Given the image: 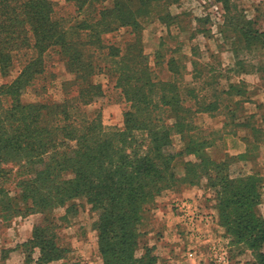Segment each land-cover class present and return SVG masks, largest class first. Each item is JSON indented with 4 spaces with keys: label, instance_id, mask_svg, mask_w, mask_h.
I'll list each match as a JSON object with an SVG mask.
<instances>
[{
    "label": "rangeland",
    "instance_id": "obj_1",
    "mask_svg": "<svg viewBox=\"0 0 264 264\" xmlns=\"http://www.w3.org/2000/svg\"><path fill=\"white\" fill-rule=\"evenodd\" d=\"M48 1L60 27L67 31L73 27L78 37L85 30L77 24L94 22L99 8L115 2L88 0L78 9L73 0ZM137 10V24L118 25L101 36L103 44L119 46V56L102 59L101 50L87 47L94 53L92 59L111 66L115 64L112 60L123 55L124 61L133 64L140 49L154 82L175 79L177 98L194 115L189 130L168 132L169 150L174 153L171 163L177 174H183L186 162L200 160L190 149L192 145L186 148L188 142H202L203 156L224 161L222 171L230 177L252 176L246 180L256 191L251 210L264 223V28L258 23V6L249 0H149ZM29 37L32 40L31 33ZM32 45L21 47L18 54L13 51L6 68L0 63V88L15 82L29 59L40 58L43 66L24 85L12 86L9 92L0 90V133L4 135L16 129L19 114L15 113L10 123L7 113V106L16 100L41 106L77 93V79L64 63L61 46L52 43L40 55ZM103 50L108 51L106 47ZM116 75L103 69L90 75L93 83L100 84L101 92L80 104V111L73 114L77 124L98 117L95 123L102 129L124 128V113L131 106L128 97L114 87ZM162 93L168 100L177 94L154 91L153 114L165 109L172 113L169 107L158 108ZM197 106L206 109L195 112ZM162 115L166 124L174 123L172 114ZM193 125L196 128L190 129ZM132 133L136 138L144 136L141 130ZM64 142L73 145L75 140ZM5 158L0 162V264H131L141 255L151 264H258L257 252H264V247L251 249L236 241L234 233L222 224L216 186L212 185L215 180L201 172L177 181L144 204L130 261L101 254L99 231L92 224L96 215L89 205L76 199L78 210L67 214L69 203L45 212L27 208L30 200L20 195L17 184L27 176L26 169L19 170L11 154ZM36 223H41L50 238L51 245L44 251L32 241ZM52 246L55 250L51 252ZM48 255L51 258L42 257Z\"/></svg>",
    "mask_w": 264,
    "mask_h": 264
},
{
    "label": "trees",
    "instance_id": "obj_2",
    "mask_svg": "<svg viewBox=\"0 0 264 264\" xmlns=\"http://www.w3.org/2000/svg\"><path fill=\"white\" fill-rule=\"evenodd\" d=\"M73 1L78 9L88 2ZM148 2L115 0L111 7L103 6L97 10L98 17L94 22L84 20L83 26L77 24V28L85 30L78 37L79 32L73 27H69V31L60 27L59 21L51 14L48 0H0L2 68L8 66L12 52L19 53L23 46L33 44L42 55L46 47L57 43L61 46L66 67L75 74L78 83L75 96L64 98L61 102L38 106L16 100L7 106L10 123L15 113L19 116L15 118L17 130L13 129L6 135L0 133V162L11 154L10 159L18 169H26L27 176L17 184L20 195L30 200L27 208L35 212H45L69 203L65 210L67 214L78 210L80 204L75 202L76 199L87 203L96 215L92 224L99 231L101 254H112L122 261L131 260L133 250L130 247L134 244L144 204L177 181L192 179L201 172L215 180L212 185L216 186L221 222L234 233L236 241H242L251 249L264 247V223L251 210L256 201V191L253 185L246 182L252 176L230 177L222 171L224 161L209 160L203 156L204 144L199 141H192V144L189 141L186 148L192 145L190 149L200 155V160L183 164L181 175L172 165L174 153L169 150L168 132L170 129L179 132L189 130L187 127L194 117L190 107L183 106L182 100L177 98L175 79L154 82L140 49L133 64L130 60L124 61L122 55L117 61L112 60L118 63L113 69L110 67L115 64L101 66L100 62L92 59L94 53L87 50V47L101 50L102 59L119 56V46L100 42L102 34L118 25L137 24L140 16L137 7ZM222 3L224 8L227 7L226 2ZM105 47L108 51L103 50ZM42 67L40 58L29 59L18 79L0 90L9 92L12 86L24 85ZM101 69L117 73L114 87L119 88V94L128 97L131 109L124 113L122 130L102 129L95 123L98 117L85 119L84 124H77L74 120L77 116L73 118V114L80 111V104L87 103L101 92L100 84L90 79L91 74ZM177 74V70L173 71L174 78ZM159 89L177 92L169 100L164 93L160 95L158 108L169 107L172 113L167 109L162 113L174 116L171 125L166 124L162 113L153 114L154 100L151 97ZM200 109L206 107L197 106L194 111ZM195 128L193 125L190 129ZM133 130H141L144 136L136 138ZM65 139H73L75 143L69 145L64 142ZM43 231L41 223L33 226L32 241L42 251L51 245L48 233ZM50 249L51 252L55 250L53 246ZM42 257L51 258L49 255ZM257 260L258 264H264V252H257ZM134 263L151 264V260L145 261V255H141L131 262Z\"/></svg>",
    "mask_w": 264,
    "mask_h": 264
},
{
    "label": "crops",
    "instance_id": "obj_3",
    "mask_svg": "<svg viewBox=\"0 0 264 264\" xmlns=\"http://www.w3.org/2000/svg\"><path fill=\"white\" fill-rule=\"evenodd\" d=\"M249 2L258 6V23L261 28H264V0H249Z\"/></svg>",
    "mask_w": 264,
    "mask_h": 264
}]
</instances>
